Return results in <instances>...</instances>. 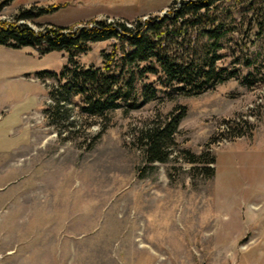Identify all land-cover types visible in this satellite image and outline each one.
Here are the masks:
<instances>
[{"label": "rangeland", "instance_id": "1", "mask_svg": "<svg viewBox=\"0 0 264 264\" xmlns=\"http://www.w3.org/2000/svg\"><path fill=\"white\" fill-rule=\"evenodd\" d=\"M32 1L16 0L0 20ZM140 1L98 20L132 24L187 0ZM80 15L61 9L25 23L79 27ZM114 43L93 44L79 62L101 67ZM237 49L245 57L260 47L241 35ZM234 59L219 64L243 76ZM67 63L63 52L0 45V264H264V84L231 79L173 96L150 75L155 100L87 116L61 91ZM181 107L167 162L147 164L139 135ZM202 155L215 163L189 162Z\"/></svg>", "mask_w": 264, "mask_h": 264}, {"label": "trees", "instance_id": "2", "mask_svg": "<svg viewBox=\"0 0 264 264\" xmlns=\"http://www.w3.org/2000/svg\"><path fill=\"white\" fill-rule=\"evenodd\" d=\"M12 1L4 0L0 12ZM62 7L33 4L20 8L12 21L0 20V45L32 47L39 57L65 53L68 63L59 74L65 79L61 91L79 97L87 116L102 117L121 108L138 110L157 98L156 82L173 96H199L231 79H242L247 87L264 84V0H187L165 16L140 18L132 24L93 19L79 27L40 25L37 31L25 23ZM241 35L247 39L254 35L259 52L235 56ZM111 40L115 43L112 51L102 53L101 67L79 62L78 57L91 51L93 44ZM226 57H234L232 63L248 72L241 76L242 68L220 66ZM150 75L157 81L147 82ZM185 116L186 108L181 107L141 132L139 142L147 164L167 162L168 149L175 144ZM189 162L209 167L215 160L202 155Z\"/></svg>", "mask_w": 264, "mask_h": 264}, {"label": "crops", "instance_id": "3", "mask_svg": "<svg viewBox=\"0 0 264 264\" xmlns=\"http://www.w3.org/2000/svg\"><path fill=\"white\" fill-rule=\"evenodd\" d=\"M3 1L4 0H0V4ZM115 1H116V4L114 3ZM137 1L138 0H135V2ZM172 1L173 0H168V1L141 0L140 4H143V6H146L148 4L150 5H158L161 3L169 4ZM15 2L16 0H13L12 2H10L7 6H5L2 9V12L5 9H11V6ZM33 4H36L38 6L62 5L63 7L61 9H64V10L68 8H72L74 10H77V13L81 14L79 17H77V20H80V21L82 20L88 21L91 19L105 18L106 16H109L107 13H109L110 11L112 12L115 9L124 6V4L122 3V0H114V1H111V0H34L32 1V3L28 5H23L22 7L26 8Z\"/></svg>", "mask_w": 264, "mask_h": 264}]
</instances>
